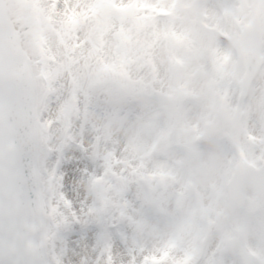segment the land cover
<instances>
[{
  "label": "clouds",
  "instance_id": "clouds-1",
  "mask_svg": "<svg viewBox=\"0 0 264 264\" xmlns=\"http://www.w3.org/2000/svg\"><path fill=\"white\" fill-rule=\"evenodd\" d=\"M0 264H264V0H0Z\"/></svg>",
  "mask_w": 264,
  "mask_h": 264
}]
</instances>
